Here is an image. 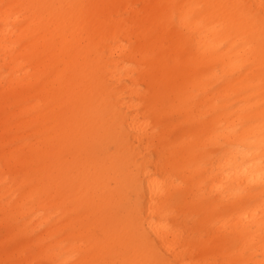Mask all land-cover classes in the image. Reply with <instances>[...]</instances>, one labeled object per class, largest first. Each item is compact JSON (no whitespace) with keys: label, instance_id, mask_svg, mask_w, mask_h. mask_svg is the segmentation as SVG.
<instances>
[{"label":"bare ground","instance_id":"obj_1","mask_svg":"<svg viewBox=\"0 0 264 264\" xmlns=\"http://www.w3.org/2000/svg\"><path fill=\"white\" fill-rule=\"evenodd\" d=\"M37 3L117 6L110 10L116 19L100 52L105 79L116 92L122 135L111 140L114 151L103 150L102 160L113 176L127 163L135 167L139 186L122 183L143 205L142 227L148 242L161 253L159 258H228L264 264V244L257 242L264 240V186L260 182L264 121L240 128L237 135L233 130V122L245 117L241 110L264 119V67L236 48L234 41L229 42V34L216 30L215 10L194 7L237 5L235 11L258 21L264 14V0H0V259L4 258L6 198L14 202L18 213L8 218L7 227L19 233L21 249L38 264H81L84 259L110 255H77L76 241L85 217L68 218L71 210L62 201H33L27 188L30 171L20 158L30 159L37 146L61 135L62 124L71 115V109L65 108L52 122V102L65 88L72 68L62 55L65 41L57 44L51 34L40 33L33 11L25 7ZM4 5L18 7L5 10ZM176 13L191 17L190 33L173 23ZM177 34L189 47L191 70L173 85L176 98L149 102L143 65L157 46L166 47ZM231 105L237 110L224 112ZM173 113L200 124L191 131L189 142L195 138L198 144L213 145L212 156L185 148L188 142L181 138L171 139L167 121ZM223 121L226 130L216 127ZM165 146L168 171L184 184L176 202L154 196L156 174L163 172L159 161ZM62 150L71 156L72 143L65 142ZM201 157L210 163L207 170L201 171L196 164ZM184 212L201 216L208 238L195 236L193 231L186 235L185 228L176 225L179 213ZM90 227L103 231L99 224Z\"/></svg>","mask_w":264,"mask_h":264},{"label":"snow or ice","instance_id":"obj_2","mask_svg":"<svg viewBox=\"0 0 264 264\" xmlns=\"http://www.w3.org/2000/svg\"><path fill=\"white\" fill-rule=\"evenodd\" d=\"M18 7L4 5L5 10ZM34 14L40 33L51 34L55 43L64 40L62 55L72 68L64 89L54 98L53 123L65 108L71 115L63 122L61 135L47 144L37 146L30 159H20L30 171L33 201H62L70 211L68 218L80 215L81 237L76 241L77 255L104 258L84 259L81 264H243L240 260H167L148 242L142 227L143 205L131 202L120 184L139 186V177L131 163L124 165L119 175L102 160L103 150L121 133V115L115 101V89L105 79L106 65L100 49L106 32L116 19L110 10L116 5L90 3H37L26 5ZM164 7V6H160ZM198 9L216 11L215 28L229 34L234 46L245 50L249 59L256 58L264 67V14L257 21L226 4L196 5ZM190 16L176 13L173 23L183 33H190ZM201 46V51H203ZM191 53L182 35H174L166 47L157 46L143 65L145 89L149 102H168L177 97L179 84L191 70ZM261 151L264 152V131L261 133ZM70 141V156L62 145ZM110 150V148L108 149ZM160 168L154 182V196L177 197L184 188L183 181L168 171V150L160 154ZM264 186V171L260 175ZM6 218L4 258L0 264H38L27 250L19 245V233L8 229L9 217L18 216L14 202L5 199ZM264 211V203L261 204ZM264 219V218H262ZM99 224L103 231L92 230ZM223 229L226 225H219ZM67 264V262H60Z\"/></svg>","mask_w":264,"mask_h":264},{"label":"rangeland","instance_id":"obj_3","mask_svg":"<svg viewBox=\"0 0 264 264\" xmlns=\"http://www.w3.org/2000/svg\"><path fill=\"white\" fill-rule=\"evenodd\" d=\"M235 110H237L236 106L231 105V106H228L227 108H225L224 112L229 113V112H232ZM239 113L245 117L241 118L240 122H239V119H236L233 122V124H235V127L233 130H234V134H236V135L239 133L240 128L244 129L246 127L256 126L258 124H261L264 121V119H258V118H254L251 116H247V115H249L250 112L248 113L245 110H241ZM167 122L171 128V139L181 138V139H183V141L185 143L188 142L187 144H185V148L195 149L197 152H200V153H209L210 152L209 155L210 156L213 155L214 149H215V147L213 145L198 144L200 141L195 140V138H192L193 141L191 140L192 142L191 141L189 142V140H190L189 136L191 134V131L197 129L200 126V124L193 122V121H190L188 119H185L184 117H182L178 113H173L172 115H170ZM224 122L225 121L218 123L216 125V127L219 128V126L221 125L220 130H226L227 126L225 125L226 123H224ZM220 142L222 143V141H220ZM109 148H110V150H108ZM114 148H115L114 144L110 141L109 145L104 150H106L108 152H112V151H114ZM196 164L199 165V168L201 171L207 170L210 167L209 161H207L206 158H204V157L199 158V160L196 162ZM120 188L126 194L127 198L131 202L136 201V197H135L134 193L130 189H128L125 184L121 183ZM177 197L174 198V202H176ZM200 219H201V216L197 213L191 214V215H189L186 212L179 213L176 225L178 227H180L182 225L183 228H185L184 231H185L186 235L190 231H193L195 236H199L203 239H206L209 236H207L206 230L202 226L203 224L200 223ZM257 242L259 244H264V240H262L261 238L257 239ZM231 245H234V244L232 243ZM257 257L260 258L258 255H257Z\"/></svg>","mask_w":264,"mask_h":264}]
</instances>
